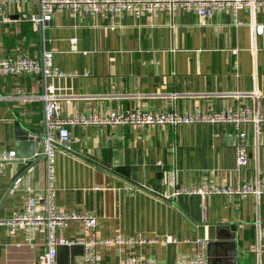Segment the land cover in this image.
Listing matches in <instances>:
<instances>
[{
  "label": "crops",
  "instance_id": "0c3cea01",
  "mask_svg": "<svg viewBox=\"0 0 264 264\" xmlns=\"http://www.w3.org/2000/svg\"><path fill=\"white\" fill-rule=\"evenodd\" d=\"M39 10L36 0L0 7V58L22 53L42 60L52 51L54 65L66 73L0 75V149L15 150L18 157L0 173V264H33L43 250L42 232L1 221L29 196H42L44 157L36 163L22 157L16 125L46 131L40 95L47 85L54 86L64 117L127 109H235L253 105L255 91L264 109V32L255 31L256 24H264V6L242 9L240 25L229 9L205 21L183 9L141 18L129 11L91 16L63 10L42 28L19 19ZM69 129L70 150L59 145L56 152L57 208L95 215L99 238L133 239L100 244V264H116L129 254L178 264L199 252L209 264H264V194L173 196L176 188L264 181V124L258 130L241 125L249 143V163L242 170L236 165L238 131L232 123L74 124ZM60 232L83 236L77 221ZM168 235L176 242L161 241ZM82 253L80 246L61 247L58 264H75Z\"/></svg>",
  "mask_w": 264,
  "mask_h": 264
},
{
  "label": "built area",
  "instance_id": "2783aa9c",
  "mask_svg": "<svg viewBox=\"0 0 264 264\" xmlns=\"http://www.w3.org/2000/svg\"><path fill=\"white\" fill-rule=\"evenodd\" d=\"M25 0H0V7L7 2H18ZM39 2V12H23L19 19L28 20L35 25L46 27L50 24L56 12L69 10L73 13H85L95 16L104 13L115 16L122 11H129L135 17L142 16L158 10L174 13L176 10L195 11L201 21L212 17L221 10L229 9L236 24L243 21L239 18V12L247 7H262L264 0H36ZM257 34L264 32V24H256ZM73 40H76L74 38ZM33 74L42 78L64 76L66 73L60 71L53 62V52L46 51L42 60L32 58L22 53H16L11 57L0 58V75ZM53 85H47L45 92L40 95L45 101L46 136L40 139L44 146L43 157L45 160V184L41 198L29 196L23 206L18 209L10 219L1 221L10 227L23 229L29 233L42 232L45 236L43 250L33 264H58L60 246H73L81 244L84 246V254L80 261L75 264H100L102 260L99 245L103 243H130L133 239L117 236L114 239L99 238L96 233L98 224L97 217L91 214H82L76 211H60L57 208L56 196V152L58 146L70 150L69 141L71 133L69 127L74 124L82 125H135L145 126L151 124L173 125L192 123H232L237 129L236 143V165L242 170L249 163L248 155V133L241 129L242 124H253L258 130L264 124V109L258 105V94L252 92L255 99L253 105H239L235 109H223L208 112H186L178 111H144V110H109L102 112H91L88 114L67 116L60 114L59 98L52 93ZM53 130L58 131V137L53 135ZM15 150L0 149V173L4 167L17 160ZM180 193L200 194L203 197L209 194L248 196L264 194V181L249 183L238 181L235 184H206L202 187L176 188L173 196ZM77 221L81 224L83 236L68 238L60 231L69 227L70 223ZM136 241V240H135ZM139 241L145 242V239ZM159 241V240H157ZM165 242H176L173 236L161 239ZM253 251H261L259 247H253ZM264 250V246H263ZM116 264H157L156 258H142L132 254L125 255ZM178 264H209L202 253L190 259H181Z\"/></svg>",
  "mask_w": 264,
  "mask_h": 264
},
{
  "label": "water",
  "instance_id": "95a60500",
  "mask_svg": "<svg viewBox=\"0 0 264 264\" xmlns=\"http://www.w3.org/2000/svg\"><path fill=\"white\" fill-rule=\"evenodd\" d=\"M40 28H42V25H40ZM16 134H17L16 140L18 141V147L21 148L22 157L33 158V159H30V160H32V163H36L41 158H43L44 146H43V144H40L39 141H40V139L45 138L46 131L43 134H37V133L33 132L31 129L24 128L21 125H16ZM39 148H40V150H39ZM38 150H39V152H38ZM37 152H38V155L34 159V156L37 154ZM16 155H17V153H16ZM214 229L216 230V228H214ZM210 231H213V228L210 229ZM78 246H80L83 249L82 254H84V246L81 244H76L73 246H67V245L60 246L59 249L61 247L66 248V249H73V248L78 247ZM215 261L218 262L217 259H215ZM72 264H74L73 261H72Z\"/></svg>",
  "mask_w": 264,
  "mask_h": 264
}]
</instances>
